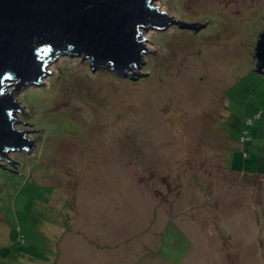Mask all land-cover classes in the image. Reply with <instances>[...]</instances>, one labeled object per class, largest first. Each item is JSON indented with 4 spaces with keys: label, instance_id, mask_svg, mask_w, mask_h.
Masks as SVG:
<instances>
[{
    "label": "rangeland",
    "instance_id": "obj_1",
    "mask_svg": "<svg viewBox=\"0 0 264 264\" xmlns=\"http://www.w3.org/2000/svg\"><path fill=\"white\" fill-rule=\"evenodd\" d=\"M153 5L199 25L142 29L123 73L56 52L21 87L14 129L38 131L0 154V264H264V0Z\"/></svg>",
    "mask_w": 264,
    "mask_h": 264
},
{
    "label": "water",
    "instance_id": "obj_2",
    "mask_svg": "<svg viewBox=\"0 0 264 264\" xmlns=\"http://www.w3.org/2000/svg\"><path fill=\"white\" fill-rule=\"evenodd\" d=\"M154 1L0 0V154L33 144L23 134L38 130L14 129L19 120L13 114L23 110L16 96L23 85L43 84L41 77L51 73L45 62L56 52L70 51L123 73L141 68V53L148 51L142 29H162L172 21L195 32L198 23L174 20ZM255 56L264 74V32Z\"/></svg>",
    "mask_w": 264,
    "mask_h": 264
},
{
    "label": "built area",
    "instance_id": "obj_3",
    "mask_svg": "<svg viewBox=\"0 0 264 264\" xmlns=\"http://www.w3.org/2000/svg\"><path fill=\"white\" fill-rule=\"evenodd\" d=\"M255 117H256L257 119H258V118H261V117H262L261 112L257 113ZM253 121H254L253 118H249V119H248V123H249V125H251V124L253 123ZM245 134H246V135L242 136V137H241V140H240V142H241L242 144H244V145L249 141V135H248V132H245ZM244 155L247 156L248 153H247V152H244Z\"/></svg>",
    "mask_w": 264,
    "mask_h": 264
},
{
    "label": "trees",
    "instance_id": "obj_4",
    "mask_svg": "<svg viewBox=\"0 0 264 264\" xmlns=\"http://www.w3.org/2000/svg\"><path fill=\"white\" fill-rule=\"evenodd\" d=\"M262 112V111H261ZM246 145V149H247V151H248V149H249V141L245 144Z\"/></svg>",
    "mask_w": 264,
    "mask_h": 264
}]
</instances>
